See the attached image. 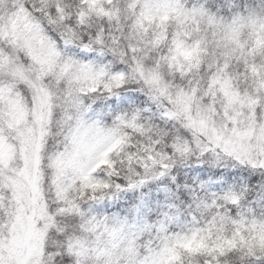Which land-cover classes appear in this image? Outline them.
Masks as SVG:
<instances>
[{"label":"snow or ice","instance_id":"snow-or-ice-1","mask_svg":"<svg viewBox=\"0 0 264 264\" xmlns=\"http://www.w3.org/2000/svg\"><path fill=\"white\" fill-rule=\"evenodd\" d=\"M0 264H264V0H0Z\"/></svg>","mask_w":264,"mask_h":264}]
</instances>
